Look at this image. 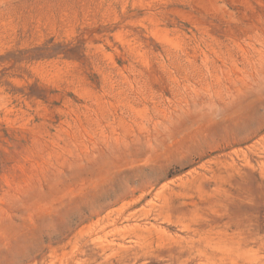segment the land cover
<instances>
[{
	"label": "rangeland",
	"instance_id": "1",
	"mask_svg": "<svg viewBox=\"0 0 264 264\" xmlns=\"http://www.w3.org/2000/svg\"><path fill=\"white\" fill-rule=\"evenodd\" d=\"M0 264H264V0H0Z\"/></svg>",
	"mask_w": 264,
	"mask_h": 264
}]
</instances>
